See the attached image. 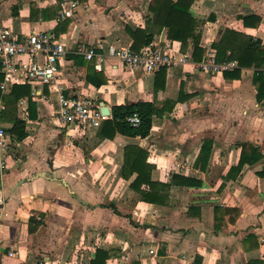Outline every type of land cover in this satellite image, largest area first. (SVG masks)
Here are the masks:
<instances>
[{"label": "crops", "instance_id": "crops-1", "mask_svg": "<svg viewBox=\"0 0 264 264\" xmlns=\"http://www.w3.org/2000/svg\"><path fill=\"white\" fill-rule=\"evenodd\" d=\"M69 1L76 3L73 15L63 17ZM150 2L62 0L60 8L58 0H0V24L20 36L51 30L67 46L53 84L32 83L19 71L8 80L0 59V129L7 143L0 150V264H194L197 256L202 264H264V99L253 83L264 63L243 67L238 76L231 72L239 64L200 67L208 57L238 62L226 57L237 48L231 39L218 57L229 29L264 49V0H192L198 48L192 36L183 45L167 26H155L150 42L172 44L171 51L188 58L146 73L109 51L134 49L133 32L153 17ZM88 47H95L92 58L84 54ZM14 85L23 87L13 94ZM61 94L95 97L105 119L98 126L62 125L55 117ZM137 101L159 109L149 135H99L114 105ZM18 120L26 132L21 139L10 132ZM246 142L263 156L230 170ZM130 145L147 152L153 181L171 184L168 194L157 188L163 200L145 201L132 188L137 172L125 166ZM203 145L209 155L197 161ZM216 206L241 214L215 226ZM33 215L41 223L31 229Z\"/></svg>", "mask_w": 264, "mask_h": 264}, {"label": "trees", "instance_id": "trees-1", "mask_svg": "<svg viewBox=\"0 0 264 264\" xmlns=\"http://www.w3.org/2000/svg\"><path fill=\"white\" fill-rule=\"evenodd\" d=\"M62 0H58V4L61 8L60 3ZM192 0H151L150 11L153 13V17L147 20L145 28H138L133 32L134 44L133 48L139 50L142 46L149 44L150 40L154 35V27L160 30L163 26L169 28V36L173 39L180 40L183 45H186L189 36H192L195 40V49L198 48L199 35L196 32L198 22L196 19L190 17L189 6ZM190 18V22L188 19ZM247 37V36H246ZM245 39L244 34H240L233 30H226L222 39L217 44L219 56L227 52L226 45L230 44L228 39H231L233 44H237V48L230 51V54L226 57L228 59H237L239 68L233 70L232 75L238 76L241 68L255 65L256 68L261 67L264 63V49H262L261 42L253 40L252 37ZM225 46V48H224ZM166 67H162L160 70H164ZM158 70V71H160ZM227 73H229L227 71ZM253 83L256 85L258 90V98L264 99V73L257 70L254 74ZM99 84V83H97ZM23 87V85H14L12 93H16V89ZM28 86L26 87V89ZM26 93L25 91L23 94ZM15 98H18L17 96ZM264 102V100H263ZM159 112L155 103L152 101H137L126 104L114 105L112 107V117L105 120L99 130L101 137L113 138L116 132L128 136H141L145 137L149 135L153 124V116ZM134 113H138L141 117V123L138 126H134L130 123L128 118ZM22 128V121L18 120L15 122L11 129L12 134H17L19 139L26 135V132H20ZM111 129V132H107V129ZM209 148L203 145L197 161L203 158L205 155H209ZM147 152L141 147L136 145H130L125 150V166H130V172L136 171L137 176L131 183L133 189L138 191L141 195V199L145 201H158L163 200L159 198L162 193L157 188L167 189V194L170 188V183L155 182L151 179L152 166L146 164L145 159ZM263 156L258 145L246 142L242 145L241 155L239 163L236 167H231L230 170L236 169L239 171L245 163H254L257 159ZM125 171V170H124ZM126 176V175H125ZM143 184L150 186L152 190L142 188ZM167 194L165 196H167ZM159 202V201H158ZM241 210L236 207H215V226H219L222 222H235L240 216ZM37 216H31L30 224H40L41 221L36 219ZM104 258L109 256V252H103ZM194 264H202V258L197 256Z\"/></svg>", "mask_w": 264, "mask_h": 264}, {"label": "built area", "instance_id": "built-area-1", "mask_svg": "<svg viewBox=\"0 0 264 264\" xmlns=\"http://www.w3.org/2000/svg\"><path fill=\"white\" fill-rule=\"evenodd\" d=\"M69 6L63 3L61 15L72 16L74 1ZM172 44L161 46L158 42H150L140 50L130 46L110 47V53L117 55L125 66L140 68L146 73H154L162 67H170L184 63L188 56H177L172 50ZM67 46L62 39L56 37L51 30H34L25 35H18L10 27L0 24V59L8 80L14 79L17 71L25 74L24 79L32 83L53 84L59 70V61L66 55ZM87 58L95 55V47L84 50ZM24 57H26L24 59ZM238 66L237 61L217 62L213 57L206 58L200 67L204 70H226ZM264 73V68L261 70ZM55 117L62 125L71 123L98 126L106 117L99 101L91 95L65 96L60 95L56 103ZM128 120L134 126L141 123L138 113L131 115ZM0 129V150L7 148ZM39 264H60L56 261H41Z\"/></svg>", "mask_w": 264, "mask_h": 264}, {"label": "water", "instance_id": "water-1", "mask_svg": "<svg viewBox=\"0 0 264 264\" xmlns=\"http://www.w3.org/2000/svg\"><path fill=\"white\" fill-rule=\"evenodd\" d=\"M103 110L106 111V113H109L107 106H104Z\"/></svg>", "mask_w": 264, "mask_h": 264}]
</instances>
